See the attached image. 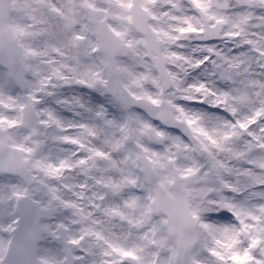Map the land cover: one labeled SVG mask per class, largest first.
Segmentation results:
<instances>
[{
  "label": "clouds",
  "instance_id": "9594fccd",
  "mask_svg": "<svg viewBox=\"0 0 264 264\" xmlns=\"http://www.w3.org/2000/svg\"><path fill=\"white\" fill-rule=\"evenodd\" d=\"M6 7L0 264H220L234 239L264 261V148L238 126L264 113V0Z\"/></svg>",
  "mask_w": 264,
  "mask_h": 264
},
{
  "label": "snow or ice",
  "instance_id": "6c2138e0",
  "mask_svg": "<svg viewBox=\"0 0 264 264\" xmlns=\"http://www.w3.org/2000/svg\"><path fill=\"white\" fill-rule=\"evenodd\" d=\"M6 3L7 0H0V62L8 63L12 66L15 64L16 58L14 41L24 35V29L13 22L6 7ZM248 43H251V41ZM261 118H264V113L258 111L253 117L249 118L247 122L239 123L238 126L242 132H245L248 135L251 141L258 142L259 147L264 148V128H256V125ZM257 133H260V135ZM225 138H228V134H225ZM212 143L220 148V145H218L215 140H213ZM251 146L252 145H250V147ZM221 150H223V148H221ZM96 155L99 156L102 155V153H96ZM253 219H256V217H253ZM237 243L238 242L234 239L233 243L228 245L229 255L227 256L215 249H210L209 251L212 256L217 258L220 264H228V261H230L231 264H249V262L252 261L250 249L255 248L260 241L252 239L248 248H245L242 251L239 249L232 250ZM161 246H163V242H161ZM186 249L187 245L185 244L183 245V250ZM112 250L113 252L118 253L122 260L127 259L131 260L133 264H138L140 258L137 256L135 249L114 247ZM169 251L171 252V255L166 264H174L180 249H171ZM193 264H197V262L194 260ZM257 264H264V261H258Z\"/></svg>",
  "mask_w": 264,
  "mask_h": 264
}]
</instances>
